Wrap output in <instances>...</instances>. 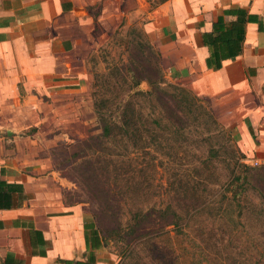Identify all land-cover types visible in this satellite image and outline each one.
I'll use <instances>...</instances> for the list:
<instances>
[{"label":"crops","instance_id":"obj_1","mask_svg":"<svg viewBox=\"0 0 264 264\" xmlns=\"http://www.w3.org/2000/svg\"><path fill=\"white\" fill-rule=\"evenodd\" d=\"M126 19L165 82L205 100L243 162L264 166V0H0V182L21 190L0 209V264L89 252L111 264L85 249L81 208L61 202L43 149L52 132L81 128L83 106L92 113L86 60Z\"/></svg>","mask_w":264,"mask_h":264},{"label":"rangeland","instance_id":"obj_2","mask_svg":"<svg viewBox=\"0 0 264 264\" xmlns=\"http://www.w3.org/2000/svg\"><path fill=\"white\" fill-rule=\"evenodd\" d=\"M131 39L139 42L140 50L129 42ZM154 63L155 56L146 46V39L140 33L137 22L132 19L124 20L120 27L108 34L105 41L91 51L86 60L89 102L91 101L92 104L90 92L94 89L93 83L99 86L104 77H108L110 73L113 75L114 72L111 70L113 64L132 70L131 76L136 74L134 75L136 78L142 77L136 89L148 92L150 87L144 78L157 79L158 74L156 75ZM128 76L126 74V77ZM164 86H161L162 90L153 92V94L166 95L160 96L161 98H152V107L139 99L138 108L143 113L155 110L163 120L171 119L181 133L174 136L163 129L158 131L157 136L161 147H155L154 154L152 152L148 155L126 153L127 150L122 149L121 144H114V142L104 143L102 146L97 143L91 144L93 147L88 149V146L83 145L81 141L96 135L99 130L93 110L92 113L89 109L86 112L85 106H83L80 129L76 126V130H67L63 132L64 134L52 132L54 135L60 133V136H55L58 139L54 142L50 141L49 145L45 146L43 155L48 159L51 171L57 178V191L61 202L65 205H78L81 208L83 221L86 222H89L92 214L99 212L106 204L113 209L126 211L132 207H141L145 210L153 206L163 207L167 202L172 201L173 204L184 209L183 206L189 207L195 204L188 198L190 195L188 192L182 193L183 181L192 177L189 173L190 169L200 163L197 166L205 168L202 172L207 181H202L200 185L202 187L198 188L197 200L203 201L204 206L198 216L192 217L190 230H184L186 235L173 237V233H170L169 239L164 234L160 235L158 247L163 249L156 261L160 264H171L172 258L178 260L183 256L184 252L181 249L184 248L193 255V259H200L198 248L192 245V242L198 240L199 227H202L204 237L210 242L205 249L208 264H237V238L259 244H256V248L264 255V216H254V214L249 216V213L244 210L241 216L230 212L236 229L232 230L231 234L235 241L229 242L227 236L219 232V229H223L219 226L221 223L230 224L228 220L230 217L226 215L228 218L222 216L223 218L218 219V216L214 215L217 206L224 204L220 196L223 197L225 194L224 184L228 180L229 155L231 152L237 153L238 150L233 132L219 125L217 121L216 126L211 124L208 115L211 111L209 105L200 98L193 102L196 108H192L194 113L201 112L197 121L178 122L175 114L172 113L175 106L168 96V94L178 93ZM98 90L108 96L109 94L122 96L118 91H105L104 87ZM184 90L183 94H189L186 89ZM48 134L52 136L51 133ZM174 139L179 140V143H173ZM209 150L216 151V155L210 156ZM104 159L110 160L111 163L106 165L103 162ZM113 162L119 168L117 177L113 176L115 173L112 169ZM119 193L124 194V200L118 196ZM249 194L253 200V197L256 200L259 196L254 191ZM102 198L107 203L99 201ZM261 198L260 202L264 203V193L261 194ZM196 210L199 212L198 209ZM102 222L104 226L107 225L104 218ZM214 242H216L215 247L211 245ZM220 244L225 246L227 244V246ZM100 251L103 256L107 253V257L112 259L111 264H136L134 259L127 260L119 257L118 244L111 238H102Z\"/></svg>","mask_w":264,"mask_h":264},{"label":"trees","instance_id":"obj_3","mask_svg":"<svg viewBox=\"0 0 264 264\" xmlns=\"http://www.w3.org/2000/svg\"><path fill=\"white\" fill-rule=\"evenodd\" d=\"M122 25V22L118 27ZM140 33L145 37L143 32ZM146 39V38H145ZM242 38H240L241 41ZM135 47L139 48V42L131 39L129 41ZM139 46V47H138ZM146 46L151 50L155 56L156 66V80L146 77L150 90L148 92H142L137 90V86L141 79L136 78L132 70L123 68V66L117 67L113 64V75L108 74V77H104L101 85L93 83V89L90 92L92 100V110L94 113L95 121L98 125L99 133L90 136L89 138L81 141L83 145L88 146L91 149L94 144L113 143L121 144L122 149L127 150L126 153L144 154L148 155L150 152L156 153L155 147L160 146L157 132L161 129L166 130L169 135H180L181 130L176 128V124L171 119L163 120L158 116L155 110L143 113L138 108L139 99L148 106H151L152 98L166 95V94H153L158 90H162L161 86L171 89L178 94H168L169 98L175 106V110L172 112L175 118L181 122L184 120L192 122L197 121L201 112L194 113L192 109L195 107L193 102L196 99L193 94H183L184 88L168 84L163 79V74L160 68V58L157 51L149 44L146 39ZM140 50V48H139ZM230 52H226L229 54ZM239 53V48L234 52V55ZM123 71V72H122ZM126 74L129 75L126 77ZM148 76V75H146ZM104 87L105 91L120 92L122 96L116 94H104L98 88ZM191 95V96H190ZM152 107V106H151ZM151 109V108H150ZM204 111V110H203ZM209 112V111H208ZM196 114V115H195ZM211 124L217 125L216 119L211 111L208 113ZM207 116V114H206ZM192 119V120H191ZM215 119V120H214ZM180 122V123H181ZM88 141H94L88 142ZM173 143H179V140L174 139ZM92 144V145H91ZM169 146V145H168ZM161 147V146H160ZM211 151V152H210ZM210 156H215L216 151L209 150ZM243 155L237 150V153L231 152L228 158V180L224 184L225 194L220 199H223V206H217L214 210V215L218 216V219L222 216H229L230 224H220L219 232L227 236V241H235V238L231 235L234 228V220L230 216V212L237 213V216H241L243 210L249 213V216L262 215L264 216V203L260 202L261 194L264 193V166L252 168V166L242 163ZM107 161V162H105ZM107 163H111L110 160H103ZM205 164V163H203ZM197 165H200L198 163ZM197 165L190 169L192 177L183 181L182 193L188 192L189 199L195 205L183 206L184 209L179 208L174 202L169 201L163 207H151L147 210L141 209V207L128 208L126 211L119 210L111 206L103 205L99 212L92 214V218L89 222H83V238L85 242V249L92 251L101 247L102 238H111L118 244L119 257H123L127 260H136V264H160L158 257H160L161 250L163 248L158 247V238L164 234L169 239V234L173 233L174 236L186 235L184 230H190V221L199 215L204 204L198 202L197 190L202 181H207L205 175H203L202 167ZM197 166V167H196ZM115 173L113 176H119V168L113 162V168ZM201 171V174H200ZM17 191L20 193V186L7 185L0 182V209H7L10 207L11 193ZM257 193L258 197L255 200L251 199L250 192ZM100 193V192H98ZM121 200H124V194L120 195ZM96 195V194H95ZM104 197V196H103ZM174 199V198H173ZM99 201L107 203L102 198ZM256 201V202H254ZM199 212H197V210ZM193 217V218H192ZM103 218L107 221V225L104 226ZM230 225V226H229ZM242 228V225L240 226ZM232 228V229H230ZM198 240L192 242L198 248V256L200 259H193V255L184 248L181 251L184 252L183 256L178 260L172 258L171 264H203L207 263L205 256L206 247L210 245L209 239L203 235L204 230L202 227L198 228ZM197 231V230H196ZM216 234V233H215ZM213 234V235H215ZM216 242L211 244L215 247ZM257 244V243H256ZM256 244L253 241L241 240L237 238V264H264V255L256 248ZM222 245V244H220ZM259 245V244H257ZM224 247L225 245H222ZM234 247V248H235ZM230 254V253H229ZM176 261V262H175ZM56 264H94V258L92 252L87 254L84 262L78 261H62L56 260ZM2 264H20L13 260L11 257H5ZM234 264V263H232Z\"/></svg>","mask_w":264,"mask_h":264},{"label":"built area","instance_id":"obj_4","mask_svg":"<svg viewBox=\"0 0 264 264\" xmlns=\"http://www.w3.org/2000/svg\"><path fill=\"white\" fill-rule=\"evenodd\" d=\"M244 164H246V162H243ZM247 165V164H246ZM249 166H252V167H256L257 164L255 162H252Z\"/></svg>","mask_w":264,"mask_h":264}]
</instances>
